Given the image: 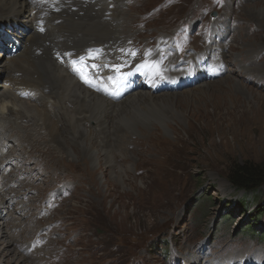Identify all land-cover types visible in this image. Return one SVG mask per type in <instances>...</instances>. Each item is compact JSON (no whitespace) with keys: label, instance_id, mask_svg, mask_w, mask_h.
I'll list each match as a JSON object with an SVG mask.
<instances>
[{"label":"rangeland","instance_id":"rangeland-1","mask_svg":"<svg viewBox=\"0 0 264 264\" xmlns=\"http://www.w3.org/2000/svg\"><path fill=\"white\" fill-rule=\"evenodd\" d=\"M263 2L117 0L113 4L107 0L109 10L115 9L113 16L130 31L132 39L127 42L154 43L184 29L196 35L187 46L188 53L206 50L211 42L213 46L227 44L222 54L231 68L228 75L244 85L233 90L239 100L237 112L223 125L218 114L157 128L130 125L135 133L132 138L120 145L111 139L102 144L115 166L104 163L100 146L95 148L100 161L76 145V153L71 146L58 150L36 116H15L17 108L8 110L13 108L11 98L0 97V158L9 150L17 155L2 159L0 200L17 185L22 196L10 199L17 194L15 188L4 203L0 201V242H5L0 248L8 242L5 248L12 256H0V264H18L19 257L26 264H191L192 260L206 264L224 255L264 254V239L259 240L264 216L256 215L264 202V184L253 196H243L227 179L235 164L253 163L264 169V18L257 20L252 9ZM214 11L217 15L211 17ZM218 27L224 31L218 32ZM4 29L0 28V40L13 41ZM13 48L0 47V56ZM180 91L171 93L180 95ZM162 92L167 91L153 95ZM227 103L232 110L233 102ZM59 115L55 119L60 124ZM84 127L104 139L96 124ZM22 144L21 152L18 145ZM78 151L83 152L79 155ZM244 199L249 203L240 202ZM15 201H20V207L25 205L24 219L13 212ZM15 216L20 217V224L13 221L6 228L5 220ZM252 223L258 228L241 233ZM20 240H24L23 247L39 250H35L38 255L31 254L32 260L24 257L13 243ZM48 248L53 249L49 259Z\"/></svg>","mask_w":264,"mask_h":264},{"label":"bare ground","instance_id":"bare-ground-1","mask_svg":"<svg viewBox=\"0 0 264 264\" xmlns=\"http://www.w3.org/2000/svg\"><path fill=\"white\" fill-rule=\"evenodd\" d=\"M38 1L40 0H0V28H5L4 31L9 32L13 40H0V47L3 50L5 47L9 49L14 47L13 52H7V55L5 53L0 56V97L11 98L13 108H8L9 111L15 112L14 107L17 110L20 108L14 113L15 116H20V118L36 116L41 121L42 129L45 130L48 137L55 141V148L58 150H68L69 146L74 150L73 146L76 145L78 148H82L85 153L93 154L97 161H100L99 153H101L105 160L104 163L107 166H113V159L108 155L107 147L104 148L102 144L110 142L111 139V142L120 145L123 140L127 141L132 138L135 133L130 125L142 123L143 125L140 124V126L144 128H157V125L164 126L167 125V122L180 124L186 121L189 123L208 114L212 117H216L218 114L221 118L220 124L223 125L228 116L237 112L239 100H235L236 93L233 90L238 87L243 88L244 85L233 76L228 75L231 71L229 65H226L227 68L224 72L226 75L222 76L221 80L216 78L208 82L202 81L200 84L180 89V95L171 93L172 91L153 95L154 92L139 89L119 101L113 102L111 99L91 91L86 87L97 81L98 77L94 75L99 76L102 73L106 61L104 59L101 62L98 54L93 57L88 48L105 43L113 49L111 47L113 44H125L131 38L130 31L123 26L122 21L115 18L116 14L113 16L115 9L109 10L110 3H107V0H53V12L45 10ZM116 1L113 0V4ZM263 3L260 7L252 8L256 10L253 13L257 15V20L264 18ZM38 21L44 24H38ZM56 21L59 22L56 23ZM42 26L45 30L40 32ZM223 31L221 27H218V32ZM226 45H212L207 48L206 53L208 52L209 56L219 58L224 62L225 54H222L224 52L222 46ZM213 48H221L222 52ZM65 51H74L72 54L74 68L82 69L83 74L91 80V84L86 83L81 78V74L74 68L72 69L71 65L65 67L58 61L57 54ZM85 59H88V65L84 64ZM240 65L239 63L238 66ZM255 98L263 99L261 96H255ZM230 101L234 105L232 110H230V106L226 107L227 102ZM208 107L211 109L209 110ZM21 109L23 112L20 111ZM58 114L63 118L60 124L55 119ZM87 124H94V126L96 124V130L103 132L104 139H99L95 134H91L92 129L84 127ZM222 129L224 128L221 126ZM9 131L10 129L7 131L8 135H12ZM154 134L159 136L160 140L165 141L156 130ZM22 138L23 141L27 140V137L22 136ZM140 139L147 142L143 138ZM97 146H100L99 153L95 151ZM18 149L22 152L23 144L22 147L18 145ZM74 152L76 153L77 150ZM79 152L82 154L83 151H78V154ZM9 153L10 150L0 158V172L3 160L17 158L16 154ZM154 153L158 155L159 152L155 150ZM24 159L25 162L28 161L26 153H24ZM155 160L161 162L159 158ZM15 188L17 194L12 195L11 189ZM11 189H8L4 194L3 201L9 194L13 196L9 197L11 200L14 198L18 200L17 198L22 197L18 194V185ZM19 205L20 201H15L11 206L12 210L14 213L22 215L21 218L24 219L25 210L23 212L22 210L25 205L23 207ZM2 208L5 207L2 206ZM13 221L19 225L20 217L15 216L13 220L3 222L6 227L8 224L12 225ZM14 226L17 228V225ZM1 233L2 237L3 232L1 231ZM23 241H14L13 243L24 254V257L32 260L31 254L37 256L38 252L35 251L37 249L29 250L30 246L28 245L23 247ZM0 244L3 245L2 242ZM7 244L0 248L1 259L7 256L8 259L12 257L8 253L10 250L5 248ZM204 244V242L201 243L200 248ZM49 250L48 259L53 255V249ZM199 257L200 254L197 258ZM21 258L19 257L17 260L18 264H26V261ZM240 259L242 260V257ZM252 262L263 264L264 256L256 254ZM193 263L192 260L191 264ZM232 263L231 257L225 259V264Z\"/></svg>","mask_w":264,"mask_h":264},{"label":"trees","instance_id":"trees-1","mask_svg":"<svg viewBox=\"0 0 264 264\" xmlns=\"http://www.w3.org/2000/svg\"><path fill=\"white\" fill-rule=\"evenodd\" d=\"M227 179L235 189L241 190L243 192V196H253V194H256L258 189L264 184V169L261 166L253 163L235 164L229 169ZM247 201L249 200L244 199L240 202L247 204L249 203ZM253 201L257 202L258 200L256 197H254ZM260 207L262 208L258 210L256 215L264 216L262 211L264 210V202L261 203ZM223 219H227V217L225 216ZM250 228L254 230L257 229L258 226L254 225V223L249 224L245 227L242 233H247ZM261 238L262 240L264 239V234L261 236Z\"/></svg>","mask_w":264,"mask_h":264},{"label":"snow or ice","instance_id":"snow-or-ice-1","mask_svg":"<svg viewBox=\"0 0 264 264\" xmlns=\"http://www.w3.org/2000/svg\"><path fill=\"white\" fill-rule=\"evenodd\" d=\"M74 70L78 71L81 74V78L84 79L86 83L91 84V80L88 79V77L83 74V70L82 69L74 68Z\"/></svg>","mask_w":264,"mask_h":264}]
</instances>
